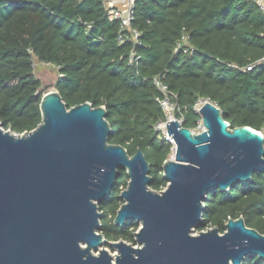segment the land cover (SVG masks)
Instances as JSON below:
<instances>
[{
  "label": "trees",
  "instance_id": "obj_1",
  "mask_svg": "<svg viewBox=\"0 0 264 264\" xmlns=\"http://www.w3.org/2000/svg\"><path fill=\"white\" fill-rule=\"evenodd\" d=\"M130 35L118 41L119 21L110 20L104 0H0V124L21 134L41 122V83L33 58L58 68L54 85L67 108L89 102L104 106L108 142L129 155L140 149L149 163V188L163 190L162 164L172 144L154 128L164 114L155 98L156 75L176 94L182 126L200 120L196 105L209 100L231 128L248 126L264 135V65L242 71L264 57V12L253 0H133ZM186 52L174 51L182 36ZM134 51V60L129 62ZM117 170L110 193L97 203L98 232L109 242L134 243L139 223L113 220L128 183ZM195 231L225 230L228 218L264 234V174L227 191L211 189ZM241 264H264L255 255Z\"/></svg>",
  "mask_w": 264,
  "mask_h": 264
},
{
  "label": "water",
  "instance_id": "obj_2",
  "mask_svg": "<svg viewBox=\"0 0 264 264\" xmlns=\"http://www.w3.org/2000/svg\"><path fill=\"white\" fill-rule=\"evenodd\" d=\"M131 1V0H130ZM127 11L123 13L125 16ZM203 130L166 123L172 157L162 164L167 181L149 188V163L137 149L129 155L108 142L104 106L84 102L67 108L57 90L43 93L41 122L17 134L0 124V264H241L264 259V234L228 218L220 233L193 234L206 194L229 190L264 174V135L248 126L231 128L219 107L201 100ZM128 183L115 225L139 223L134 239L109 242L98 232L97 203L111 191L117 170ZM93 251H97L94 254Z\"/></svg>",
  "mask_w": 264,
  "mask_h": 264
},
{
  "label": "built area",
  "instance_id": "obj_3",
  "mask_svg": "<svg viewBox=\"0 0 264 264\" xmlns=\"http://www.w3.org/2000/svg\"><path fill=\"white\" fill-rule=\"evenodd\" d=\"M256 5L264 12V0H253ZM133 0H104V7L106 14L110 20L119 21V34L118 41L122 43L126 37V33L130 35V38L133 42H137L139 33L136 30L130 28V21L132 20L131 9H132ZM127 11V14L124 16L123 13ZM187 46V37L182 36L181 40L176 43L174 51H179ZM186 52V49H183ZM134 51L130 53L129 62L132 63L134 60ZM257 65H264V57L248 64L244 68H241L242 71H250L255 68ZM163 75H156L152 79V83L156 90L159 93V96L155 98V101L159 104L160 108L163 111L164 119L158 120L155 123V130L166 140L172 144L171 152H174L173 140L166 132V123L169 120H176L181 125L183 124L184 117L182 112L179 109V106L176 101V94H174L168 86L163 81ZM198 129V130H197ZM203 125L201 119L198 121L197 125L190 129L193 133H199L203 130Z\"/></svg>",
  "mask_w": 264,
  "mask_h": 264
},
{
  "label": "rangeland",
  "instance_id": "obj_4",
  "mask_svg": "<svg viewBox=\"0 0 264 264\" xmlns=\"http://www.w3.org/2000/svg\"><path fill=\"white\" fill-rule=\"evenodd\" d=\"M33 72H34L35 76L39 79V81L41 83V90L44 93L47 91H50V90H56L54 87L56 80L58 78V68L56 66H54L53 64L40 62L36 58H33ZM201 105H202V101L200 100L195 107L196 111L199 108L198 106H201ZM171 157H172V152L168 156V158H171ZM197 232L198 231L194 230L192 233L197 234ZM126 243L131 244L134 247L139 246V244L136 243L135 240H134V243H129V242H126ZM104 249L111 256L115 257V255H116V249L115 248L104 247ZM93 253L97 254V251H93Z\"/></svg>",
  "mask_w": 264,
  "mask_h": 264
},
{
  "label": "bare ground",
  "instance_id": "obj_5",
  "mask_svg": "<svg viewBox=\"0 0 264 264\" xmlns=\"http://www.w3.org/2000/svg\"><path fill=\"white\" fill-rule=\"evenodd\" d=\"M198 107H200V106H198Z\"/></svg>",
  "mask_w": 264,
  "mask_h": 264
}]
</instances>
